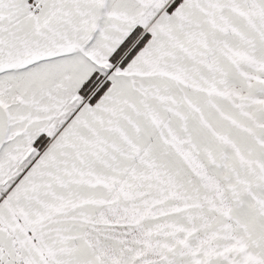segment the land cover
Masks as SVG:
<instances>
[{
  "label": "snow or ice",
  "instance_id": "6c2138e0",
  "mask_svg": "<svg viewBox=\"0 0 264 264\" xmlns=\"http://www.w3.org/2000/svg\"><path fill=\"white\" fill-rule=\"evenodd\" d=\"M0 264H264V0H0Z\"/></svg>",
  "mask_w": 264,
  "mask_h": 264
}]
</instances>
